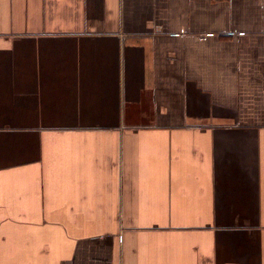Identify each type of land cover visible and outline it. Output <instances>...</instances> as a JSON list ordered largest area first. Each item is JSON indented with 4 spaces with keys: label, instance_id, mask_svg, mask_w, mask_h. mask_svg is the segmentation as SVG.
<instances>
[{
    "label": "crops",
    "instance_id": "crops-1",
    "mask_svg": "<svg viewBox=\"0 0 264 264\" xmlns=\"http://www.w3.org/2000/svg\"><path fill=\"white\" fill-rule=\"evenodd\" d=\"M0 264H264V0H0Z\"/></svg>",
    "mask_w": 264,
    "mask_h": 264
},
{
    "label": "built area",
    "instance_id": "built-area-1",
    "mask_svg": "<svg viewBox=\"0 0 264 264\" xmlns=\"http://www.w3.org/2000/svg\"><path fill=\"white\" fill-rule=\"evenodd\" d=\"M206 37H202V39H205Z\"/></svg>",
    "mask_w": 264,
    "mask_h": 264
}]
</instances>
